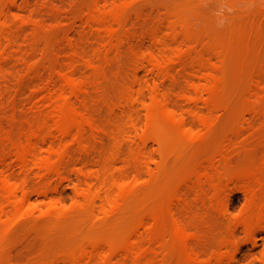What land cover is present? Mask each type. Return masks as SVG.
Instances as JSON below:
<instances>
[{
  "label": "rangeland",
  "instance_id": "1",
  "mask_svg": "<svg viewBox=\"0 0 264 264\" xmlns=\"http://www.w3.org/2000/svg\"><path fill=\"white\" fill-rule=\"evenodd\" d=\"M95 1L97 0H0V24L2 25L4 23H7L8 25L10 24L9 27L11 29V33L12 31L13 32L15 31L12 34V37L15 38V39H12L13 41L11 40L12 43H9V42L4 43L3 47L5 48L2 47V49H5V50L1 49L2 52L0 50V54H1L0 55L1 56L0 58L1 60L0 61V125L2 124L0 126V128H2V130L0 129V132H1L0 133V154L3 151L4 152L7 151L8 150L7 148L10 147L9 145L8 147L6 142L3 141L6 135H12L14 137H17L18 134L21 135L23 129L27 127L28 123L31 120H33L35 115L38 114L40 111L45 110V107L43 105H45L44 103L46 99L44 100V98H46L48 94L47 91H49L48 89L51 87V86L48 87L49 84L51 83L48 81H52L53 78L57 79L58 77L57 72L58 73L63 72L64 70L66 71V69L68 71L70 69L72 73L74 72L76 73L77 76H79L78 78L75 75L78 79L82 78L80 80L85 79L84 77L86 75H89V77L86 76L87 79L85 80L88 81V78H90L89 85L91 87L88 85L89 87L86 90L87 92L85 91L87 94L86 93L83 94L82 98L84 97L85 99L84 98L83 99L86 100L85 104L88 107V111H89V107L91 106L90 108H92L93 106V108L90 109V114H93L92 117L94 116V113L96 114L93 117V119L97 118V120H99V122L95 120L96 121L95 123H98V125H101L102 121H104V123L107 124L106 121L109 122V120L111 121L113 119H114L113 122L111 121L112 123H114L115 120L120 122L123 118H124L123 120L124 123L122 121L121 123L125 124L127 118L123 116L122 114H117L118 113L117 111L120 110V107L118 108L116 107L119 105L120 102H122V100H120L121 95H122L121 93L122 89H124L125 87L127 88L128 85L130 86L133 83L132 79H134L135 73L139 72L143 80L142 85H145L144 83L147 81L148 78H149L148 80L152 79L151 81H154L153 83H157L158 86L161 85L159 86V89H161L159 90V93L163 95L164 97L167 96L169 98L168 100L170 102L168 100L167 101L169 105L171 103L170 107L172 106L171 108H173L174 110L176 109L177 112L180 111L179 114H185L186 112H189V110L191 111L194 109V110L199 111L203 115L204 114L206 116L209 115L208 117L210 118V120H211V116H213L211 120L212 122L210 124L211 128H205L206 127L205 125H203L204 127H202L201 122L199 123V121L197 120L195 121V119H194L195 122H193L192 117L190 118L189 115L186 116L187 119L189 117V119L187 120V123L189 125L191 124L190 126L194 124L196 126V129L197 128L198 130L200 129L201 131L200 130L199 131L202 133L201 134L202 136L199 140H197L194 143L195 145L193 146L190 145V147L188 146L187 148L185 147L186 149L183 148L184 151L183 152L180 151V153L182 152L183 154L182 153L176 154L175 158H168L172 154L170 153L167 159L165 158V161H167L168 159L170 160L164 163H163L164 160H162L163 156L160 155L161 154L159 150L160 147L157 143L151 140L141 141V138H135V139L133 138L136 144L138 142L137 147L134 146L135 149H138V152L141 154V156H143L141 158H143L144 161H140L141 165H143L141 166V169L142 168L144 169L145 165H146V168L148 169L146 170L145 168L146 171L143 169L140 170V174L142 176L140 182L142 183L140 182L139 183L141 185H145V182L148 183V180H152L153 178L150 179L151 177L166 178L169 176L171 177V175L168 176V173L172 175H175L176 173L177 175V173L180 174L181 172L184 171L183 174H181V177H182L184 173L186 175L187 172H189L187 170H191V171L197 170L198 171L199 169H203V168H204L203 170L207 171V168L211 170V168L216 167V171L218 170L217 171L218 173L214 171L215 168H213L209 172H213V173L216 172V174H218V175L215 174L216 177L218 176L221 179L224 177L222 170H225L226 167L229 168V166L231 169L229 168L228 171L230 172L231 170L233 171V173L235 171L237 173L238 171H244V170L246 171V170H252V169L254 170L258 169L259 171L263 170L264 172V168H263L264 167V4L259 3V0H255V7L250 8L248 6L249 0H129V1L126 0L128 4L131 2L130 3L131 5H129L131 8H129L128 6V9H127V11H129L130 9L128 13L129 18L127 17L128 19H126L125 21L126 17L124 16L122 25L121 26L116 25V27L118 28L125 26V29L123 30L120 29V32H118L119 29L117 28L118 31H116V27H115V32H117L119 36H114L115 34H117L115 33L113 35L114 37H111L107 33L103 35L102 33L104 32L99 31L100 29L98 28L97 25H93L92 23L88 22L89 14L94 8ZM98 1L101 2V5L103 7L107 6V4L108 6L109 5L111 6V4H113V1L114 3L118 2V0L116 1L112 0V3H110L111 0L109 1L108 0L106 1L98 0ZM119 1H125V0H119ZM103 2L105 4H103ZM225 2L227 3L228 7L232 10L233 14L228 17L230 19L229 24L226 25L225 28L223 29H218L216 27V23L219 18L218 13L220 11V5ZM90 7H93V8H90ZM126 13L125 15L127 16ZM186 14L189 15V17L190 15L194 16L193 19H191L192 21H195L194 18H196L195 24L197 26L195 27H197L196 28L197 31H195V28L194 29L192 28L194 32L193 34L191 33V35L192 36L195 35V36L193 38L191 36V38L193 41L197 40L196 43L197 42L199 43L198 51L196 50L197 47L195 43L193 44V46L190 45L193 43V41L191 42V40L190 41L186 40L187 42L189 41L187 43L188 45L185 44L186 41H183L182 43V40H185L183 39L185 36L180 37V39L182 38L180 42L181 44L177 45L178 42L175 40H171V36H169L170 33L167 31L168 29L166 30L167 24L171 23V21H174L176 17L181 16V15L186 16ZM197 16L199 18L201 17V20ZM238 19H240V21ZM5 20L7 22H4ZM88 23L92 25L90 26ZM239 23L242 24L240 25L241 27L240 29L242 30L243 28L245 29V31H243L245 35L244 36L245 39L243 38V35L240 37L239 34H237L240 31V29L238 28ZM252 23L255 26H253ZM12 24H14L13 25L14 28L16 27L17 29L12 28L13 27ZM192 24L193 25L191 27L194 26V22ZM245 25L247 27L249 25L250 29L248 28L247 30V27H242ZM256 25L258 27H256ZM92 26H94V29L96 30L91 29L93 28ZM160 26L162 28L164 27V30H162ZM235 26H238L237 29L235 28ZM252 27L254 28L256 27L258 29V32L256 31L252 32L254 31L253 30L254 28ZM232 28L236 29V35L239 36L238 38L234 37L235 35L233 33H235V30H233ZM153 31L155 33H160L161 31H165L164 33L161 32L159 34L160 37L162 35V38H161L162 42L164 41L162 45L159 44L157 46L158 43L154 41V38L152 36L153 34L151 35V33H154ZM200 31L205 33V34H202L203 38L202 36H200L201 34ZM99 32L101 33V37L99 35ZM251 32H252V35H251ZM17 33L18 35H16ZM195 33H198V34L196 35ZM163 34L165 35L164 37H166L167 40L163 37ZM166 34L168 37L166 36ZM105 35L107 36V38H105L106 37ZM204 35L205 36L209 35V38L211 39L213 38L215 39L214 36H216V38L220 37L221 39H224V38L226 39L227 37L229 38L231 36V38L234 39V42H235L234 45L237 47V48L235 47V50L237 49L235 57H233L234 59L232 58L233 61L228 59V61L230 62L225 61L224 63L226 66L228 65L227 67L232 66L234 67V69L232 67H229L227 70V67L225 65L223 66V64L220 62V60L222 59L221 58L219 59L217 57L219 55H215L214 52L213 54L211 52L213 51V49L210 51L211 48H208V50L207 48H205V45L208 44L210 46L212 42L208 43L209 39L204 40L205 39ZM196 36L201 37L200 42L198 40L200 37L196 38ZM109 38L110 40H107ZM99 39L100 41H98ZM238 39L240 40L243 39V40H241V43H240V40L238 41ZM247 39H249V41ZM168 40H169V43L172 45H170L167 42ZM244 40H246L248 43H246V41ZM102 41L104 43L106 42L107 44L106 47H104L105 44L102 43ZM206 41H207V44H203L204 46L203 48V46L201 45L203 42L206 43ZM109 43L111 46L108 47ZM237 43L239 44V46ZM5 44L6 46L9 45L10 47L8 46L6 47ZM167 45H169L168 48H166ZM208 45L206 47H208ZM159 46L163 49L165 48L167 52L169 49H171L169 50L171 51L169 52L171 53L169 55H172L171 57L174 58L171 61L172 64L169 63L168 65V72H167L168 74L167 73L165 74V76L167 77H165L163 74H161L160 76V73L157 70H153L154 72L153 71L151 72V68L153 67H151V65L149 64H147L148 66L145 67L146 69L143 66L139 67L142 61L140 57L143 58L142 56L143 53H145L144 57H146V55L148 57L149 54H152L153 52L158 53L157 51L159 50L161 52L162 49L159 48L158 50ZM171 46L172 47L174 46L173 49L170 48ZM188 46L192 48L193 47L194 48L196 47V48L195 50L192 48L189 49ZM244 46L248 47V49ZM103 47L107 48L108 50L102 49ZM177 47L181 49L179 50V48ZM174 48L175 50L178 49V51L176 50V52H172ZM94 49L97 51L98 55L96 54V51L95 52L93 51ZM152 49H153V52H152ZM100 51L101 53L103 52L104 54L103 53L101 54ZM149 51H151V53ZM199 52L203 53V55L206 54L207 56L205 55L204 56L205 58L209 57L211 61L213 60L211 66L214 68V70L220 71L219 69L221 66L225 68L224 70L223 68H221L222 72H220V74L222 73V75H220L219 73L217 74L218 71L214 72V70L210 68L213 74L215 73V75L217 76L225 75V78L229 80L230 79L229 76H231L230 73L232 75L235 73L232 76V77L235 76L233 78V80L235 79V82L232 80L233 82L231 81V84H230L229 81L226 80L224 83L225 85L224 88L229 87L228 84L231 85L228 89L227 88L225 89V96L227 95L228 97L227 102H230L231 104L229 103L227 104L226 102V104L222 103V104L212 105L214 108H212V106L209 105V108L210 106L211 108L208 109V106H207L208 104L205 103L204 100H202V98H205V99L207 98L206 95L201 94V97L202 96L203 97L199 98V94H196L192 91L191 86H190L191 80L195 82L197 80V83H202V80H200L198 76L195 74L196 72L194 71L193 73L194 69H198L197 68L198 64L196 65L197 63L196 59L198 58L197 56L199 55ZM251 52H252V55H250ZM81 53L84 54L82 55L83 57L80 55ZM156 53H153V54H156ZM90 54H93L92 57L94 58H91ZM159 54L160 53H158L157 55ZM94 55L95 56L97 55L100 58H98L97 56L95 57ZM105 55L107 56L108 61L106 60V62L104 63L105 59L103 57ZM240 55L243 57H241ZM79 56L81 57L79 58ZM246 56H247V59H246ZM101 57L103 58V61ZM138 57L141 59L140 62L137 61L139 60ZM84 58H86L87 60L86 59L84 60ZM209 58H206V59H209ZM239 60L240 62L242 61L241 66H239V68L241 69H239L238 66H236V64H239ZM101 61L103 62V64H101L102 63ZM243 61H245L247 64L245 62L243 63ZM95 62L96 64L97 62H101V63H98L99 67L95 64ZM86 64H89V66H91L92 68L91 69L88 68V65L86 66ZM218 64L219 66L220 65L221 66L219 67ZM104 65H105V68H103ZM94 67H97V70ZM149 67H150V71H149ZM98 68L100 69L98 70ZM101 68H103V70ZM89 69L92 70L93 73H89L91 72L89 71ZM230 70L232 71L235 70V72H232V71L230 72ZM98 71H101V72L103 71L101 75L105 78H102V76L100 75V72L97 73ZM149 72L151 74L154 73L156 75L158 72L159 74L156 76L153 74L151 75ZM90 74L91 76H93V78L90 77ZM132 74H134L133 77H132ZM96 75H99L100 78ZM169 75L171 76L173 75L172 79ZM168 76L170 77V79L168 78ZM193 76H196L197 79L194 77L196 79L195 80ZM157 77L160 80L162 78V80L161 81L158 80ZM143 78H146V81ZM100 79L101 80L104 79L105 81L103 80L100 82L99 81ZM96 82H98L100 86ZM128 82H132V83H128ZM226 82L228 83L226 84ZM102 83H103V87H102ZM123 83H126V85L125 84L123 85ZM94 85H98L99 88L94 87ZM121 85H123L124 87L123 86H122L123 88L120 87ZM136 85H134L133 83L132 90L138 91L140 89L139 86H138L139 88L137 89ZM100 88H102V91H100L101 90ZM92 89L94 90L96 89V91L93 92ZM118 90H120L121 92ZM149 91L150 90L148 88L146 89L144 88L143 94L147 92V94L150 95ZM92 93L95 95L98 94L100 98L98 95L97 97H95V95H93ZM191 93H193V95ZM104 94L105 96L107 95L106 98ZM147 94H145V97H148L150 99V96ZM187 94L189 95V97ZM118 95L120 97H118ZM185 95H187L188 99ZM229 95L232 97H230ZM114 96L117 98H115ZM107 97L108 98L112 97L113 99L111 98L108 99ZM148 98H147V101L149 100ZM102 99H106V100H104V102H101ZM110 99L113 101H117L119 99L120 102L118 103L119 100L117 101L118 105L116 104V102L109 103L111 101ZM87 101L89 102L91 101L89 103L90 105H88ZM92 101H96V103H92ZM105 102H107V104ZM112 103H115V104L112 105ZM140 104L141 103H137V106H140ZM218 105H220V107ZM40 106L41 107L43 106L42 107L43 110H40L41 108ZM113 107L119 110L116 111ZM141 107L142 105L140 107H136V109H137V115H139L140 114L139 112L142 111L141 112L142 115L140 114L141 115L140 117L142 118H139V122H140V125L144 126L146 118H145V115L143 117V114H145V111ZM109 108H111V110ZM139 108L140 110L141 109L143 110L139 111ZM108 109L110 110V112ZM211 109L212 111H214V113L211 111ZM182 111H184V113ZM109 113H111V116ZM119 113H121V110L119 111ZM112 115L116 117H113ZM110 117L111 119H109ZM120 117H122V119ZM111 122L108 123L110 125V128L113 127V125L115 124V123L112 124ZM196 122L198 124H196ZM107 126L106 125L103 126L102 124V127L101 126L100 127L102 129L108 130L109 126L108 127ZM89 131L90 130H88V133H89V136L91 135V137L89 138L87 134V142L89 141L88 144H90V146L88 144L87 146L89 148H92V150H94L95 152L94 151L90 152V155L89 154L83 155L81 151L78 152V150L80 149L77 146L72 147L71 150L74 154L72 155L74 157L76 156L77 157L76 158L73 157L72 158L73 160L71 159L70 162L72 163L71 164L72 167L70 166V163H69L68 170L70 168V171L66 170L65 175H64L66 179L65 178L58 179V177L55 178V176H53V178L50 177L49 181L51 182V178L53 179V181L51 183L47 181V184L49 182L48 186L51 185L49 187L50 188L49 193L46 196L47 198L39 197L37 196V193L34 192L35 195L32 198L33 199L32 202L36 206H33V203L31 202L32 203V205H30L31 207L28 206V208L25 209L29 214H27L26 211L25 212L23 211L24 214L21 213L19 215L20 217L17 216L14 218V222H15L13 223L14 225L7 232L8 234L6 233V236L0 241V244H3L4 241L6 240L4 244L5 247H3V245H0L2 246V248L0 247V254L2 253L1 255L2 257L0 256V259H2L5 255V257L3 258L4 260L2 259L3 261L2 262L0 261V264H4L3 262H5V264H34V263L39 264L38 261L43 259V257L44 258H46V256L48 257L49 253L52 254V258H55V257L57 258L58 253L61 251L60 248L62 249L64 248L63 245H65L66 243L65 241L67 238H68L67 239L68 241L71 240L72 242L74 235L70 234V231H68L67 234H64L66 230L64 228L69 227L68 228L69 230L72 224L69 226L64 225L63 227H60L56 225L55 223V226H54L55 221L52 218H55V216H53V210L51 209L50 211V208H51L50 203H56L59 207L65 208L67 210H71L72 207H74V205L76 204L77 199H79L77 198L78 196L76 192L77 187H80V184H81V181L79 180V178L82 179V182H84L82 176L79 175V170L81 172H84L83 169H85V172L86 170L87 172L97 171L98 165L96 164L97 163L96 159H98V157L100 156L99 151L104 150L102 153H104L105 151L108 152L106 149H109L110 151L112 147L114 146L112 144V142H114L112 141L113 138H111V136L109 138L107 137L108 133L107 134L104 133V135L106 136L105 137L103 133H101L100 135L96 133L95 135L92 131L91 132ZM92 133H93V136H92ZM97 135L99 136L97 137ZM90 139L94 141L93 146L95 145L96 147L92 146L91 143H93V141L91 140L90 142ZM129 142L130 141H126V144H127V145L125 144V148L127 146V148L125 149L126 151L128 149V145L132 146V143L130 142L131 143L130 144ZM144 142L147 144L145 145ZM54 143H55L54 144L55 146H60L59 141L58 142L54 141ZM99 146L101 147L99 148ZM138 146L139 147L144 146V147L138 148ZM4 152L2 154L3 156L9 153V152L4 153ZM79 153L82 154V157ZM91 154L93 156L96 154L94 156L96 161H94V157ZM174 154L172 155V157L174 156ZM2 155L0 157H2ZM85 155H88V157H86ZM179 156H181L182 158H179ZM10 157L9 156L7 157L6 159L7 161H3L6 163L2 162V164H0L1 171L2 170L3 172L6 171L7 174L6 173L5 174L8 176H11V178L15 180L16 182L21 183L24 178H27L28 179L27 182L31 183V186H33V187L29 186L30 189L33 190L34 188L35 190H37L41 184V182H39L41 180H39V177H38L39 170L33 169L34 171L33 170L30 171L32 174L33 172L35 173L33 174L34 176L29 171H26L29 174H31L27 176L25 171H22L23 169L21 166H19L20 163L18 164V161H16V158H14L13 156H10ZM90 158L93 159V162H92V159ZM145 159H147V161H145ZM149 160H153V161H149ZM220 161H223V163L225 162V164L221 165L222 163ZM211 162H213L214 164L211 165L210 164ZM162 163L164 164L163 166H162ZM229 163L230 165H228ZM123 166H124L123 162L119 161L117 168L122 169L124 168ZM220 167L223 169L221 170ZM131 170L133 171V169ZM219 170L221 173H219ZM141 171L142 172L145 171V172L142 174ZM148 171H151L152 173ZM77 172H78V175H77ZM149 174L153 176H149ZM131 175L132 176L134 175V171L131 173ZM31 176L34 178V180L33 178L31 179ZM170 177H169V180H171V178H173L174 176L171 178ZM185 177H183L184 180H186ZM220 178H219V181L221 184L219 183L217 179L216 181H214V183L218 181L217 182L218 184L217 183L215 184H217V186L219 185L220 187L219 190H215L214 183L212 186V183H209V181H207L206 179H203L206 182L202 180V183L203 184L205 183V184L204 185L201 184L200 190L197 187L199 186L198 183L192 182L193 183L192 185L190 181L189 184H186L188 187L187 186L185 187V183H184L183 188H182L181 183H183V180L177 179V181L180 183H177L176 181L178 186L181 184L179 189L182 188L181 192L183 193L185 192V194L183 193L181 194V196H183V198L180 201L181 203L179 204L178 202L177 205L175 204L173 206V209L178 210L177 208H179V210H181V212L178 210V212L180 213L177 214V216L178 215L180 216L178 217L180 218L183 224H185L184 223L185 221L186 224L189 225L187 226L185 224L186 227H190L189 232L192 235H195L197 237V239L195 237V239L193 240L194 241L197 240V242L199 243L197 245V242H194V244L196 243L197 246L191 243V246L192 245L195 246V248L194 247L192 248L196 249L197 253L202 251L203 253L201 252L199 254L202 255V256L200 255L201 258L204 256L203 257L204 259H207L205 257L207 256L209 257L212 254L210 252H213L216 249H217L216 250L217 254L220 253L219 255L221 256L222 254L225 255V256L223 255L222 257H226L227 254H229L228 255L229 257L230 253H232L233 250L236 249L235 251L237 253L234 251V255L236 253L237 260L235 261L234 264H264V255H263L264 254V228L261 230L258 229V231L256 229L257 233L254 232V234H257L258 238H260L258 240L259 243H257V245L259 246H256L254 248L253 247L254 245L251 241V235L245 232L246 230L244 229L242 225H240L241 223L239 224L242 216L245 214L247 208L249 207L248 205H250V200L252 199V196H253V192L251 191L253 190V188L252 190L248 189L249 185L239 180L238 182L237 180L236 181L228 180L229 178L224 177L223 180L225 178L227 180H224L223 182V180H220ZM69 180L71 182H69ZM73 181H75L74 184H73ZM188 181L186 180V183H188ZM77 184L78 186L76 187ZM194 184L195 185L198 184V185H196L195 187ZM81 186L86 187L84 183H82ZM193 186L194 188H196V190L198 189L197 190L198 192L195 189H193L194 191L192 190ZM189 187H191V189H189ZM199 191L201 194L202 192L204 194L202 195L199 194ZM196 192H197V195H196ZM257 194H260V193H258L257 191ZM184 195L187 197H185ZM198 195H201L203 198L201 196L198 197ZM183 207L185 209L182 210ZM29 208L31 212H29L30 211ZM182 211H183V214H182ZM184 212H186V214ZM181 215H183L182 219H181ZM49 218L52 220H50ZM113 224L114 223L111 221L110 223H108V226L110 225L113 226ZM57 226L61 229L55 228L56 232L60 230L59 233H63L62 235H60L58 232L56 233L55 229H52L53 227H57ZM62 228L64 232H62ZM200 235H202V237ZM205 238H207V240ZM226 240L227 242H230V243L229 244L226 243L224 246V243L226 242ZM202 242H204V244H202ZM144 243L146 246L148 244L150 245L151 248L148 246L146 247V248H149L150 250L154 247L151 251L149 250L147 258H151V259L155 258L156 260L157 257H159L157 259V262L154 261L155 263H159L163 258L162 257L163 254L161 252L162 250H160L161 248L158 250L160 245L158 246V244L154 242L153 244H151V241H146V240ZM154 244L157 245V248H156V245L154 246ZM236 244L238 245L235 248ZM3 248H5L6 251L3 250ZM154 249H157L160 252L158 253V251L156 252V250ZM197 249H199V251H197ZM55 250L57 252V253L55 252L57 256L54 253ZM121 251L118 254L119 257L122 256L121 253H123V251L122 252ZM53 254L55 255V257H53L54 256ZM156 254H157V257L154 256ZM159 254H161V258ZM49 257L51 258V255H49ZM178 257L179 256L176 257L175 255L173 256V258H177V259L174 260L172 259V257H170L172 260L170 259V261L168 262L165 261V262L167 264L170 262L173 263L172 261L174 260L173 264H179Z\"/></svg>",
  "mask_w": 264,
  "mask_h": 264
},
{
  "label": "bare ground",
  "instance_id": "2",
  "mask_svg": "<svg viewBox=\"0 0 264 264\" xmlns=\"http://www.w3.org/2000/svg\"><path fill=\"white\" fill-rule=\"evenodd\" d=\"M97 1H95V3H94L95 4L94 8L90 7V8H93V10L92 11L90 10L91 12L89 11L90 14H89L88 22L92 23L93 25H97L98 28L100 29V30L99 29L98 30L104 32V33H102L103 35L105 33H107L111 37L119 36V34L117 32H115V27H116V25H120V26L122 25V23H123L122 21L124 20L123 19L124 16L126 17L125 21H126V19L129 18L128 13H129L130 9H129V11H127V9H128V6L131 5L130 4L131 2L128 4L126 0L125 1H119L118 0V2H116V3H114V1H113V4H111V6L110 5L108 6V4L106 3L107 6L103 7L101 5V2H99V1L97 2ZM104 2H103V4H105ZM110 3H112V0ZM129 8H131V7L129 6ZM126 11H127V13H126ZM125 13L127 14V16L125 15ZM193 17H194L193 15H190V17L187 14H186V16L181 15V16L176 17V19H174V21H171V23H169V22H168L169 24L166 23L167 24L166 30L168 29L167 31L170 33L169 36H171V40H175L178 42L177 45L181 44L180 43L181 39H182V38L180 39L181 36H185L183 38L185 40H182V43H183V41H186V40H189V41L191 40V42L193 41L192 38L195 35L192 36L191 33L193 34L194 28H195V31H197L196 30L197 27H195V26H197L195 24L196 18H194L195 21L191 20V19H193ZM199 19L201 20V17ZM199 19H198V21H199ZM85 20H87V19H85ZM238 20L240 21V19H238ZM1 22H3V21H1ZM4 22H7V21L5 20ZM190 22H192V23L194 22L193 27H191L193 24ZM13 25L14 24H12V26ZM240 25H242V24L239 23V27L235 26V28L237 29V27H238L240 29L241 28ZM252 25H253V23H252ZM9 26H10V24L8 25L7 23H4L3 25L0 24V50L4 46V43H8V42L12 43V41H13L12 39H15L12 37V34L15 31L14 32L12 31V33H11V29ZM253 26H255V25H253ZM92 27L93 28H91V29H94V26H92ZM123 27H119V28L116 27V31H118L117 30V28H118L119 29L118 32H120V29H122V30L125 29V26H123ZM242 27H247V26L245 25ZM256 27H258V26L256 25ZM12 28H14V26ZM235 28H232L233 30H235V33H233V31H232V33L235 35V36L234 35L233 36L238 38L239 36L241 37L243 35V38L245 39V37H244L245 35L243 33V31H245V29L244 28H243V30L240 29V31L237 33V34H239V36H237ZM248 28H249V25L247 27V30H248ZM252 28H254V27H252ZM252 28H251V30H252ZM255 28L253 29L254 31H252V32H255V31L258 32V29L256 28V30H255ZM94 30H96V29H94ZM162 30H164V27L162 28ZM16 31H18V30H16ZM165 31H161V32L164 33ZM252 32H251V35H252ZM115 33H117L118 35ZM160 33H155V32L151 33V35L153 34L152 36L154 38V41H156V43H158L157 46L159 44L162 45L164 42V41L162 42V39H161L162 35H161V37L159 36ZM198 33H195V34L197 35ZM200 33H201L200 36H202V34H205L201 31H200ZM167 34H166V36H167ZM16 35H18V33ZM99 35L101 37L100 32H99ZM164 36L165 35L163 34V37ZM191 36H192V38H191ZM207 36L204 35V37H205L204 40H206V39L210 40L211 39V38H209V35H207ZM189 37H190V39H189ZM197 37L198 36H196V38ZM214 37H215V39L212 36V38H213V39H211L212 41L208 40V43L212 42L210 45L211 47L207 44V41H206V43L203 42L201 46H203V44H207L208 47H206L207 45H205V48H207V50H208V48H211L210 51L213 49V51H211V52L212 53L214 52L215 55H219L217 57L219 59L220 58L222 59V60H220V62L224 66L225 61H228V59L232 60V58L235 57V54L237 52L236 51L237 49L235 50L236 46L234 45L235 44L234 39L231 38V36L229 38L227 37L228 39L227 38L221 39L220 37H217L218 38L217 39L216 36H214ZM105 38H107V36ZM164 38L166 39V37H164ZM202 38H203V36H202ZM16 39H17V37H16ZM165 39H163V40H165ZM200 39H201V37L198 39L199 42H200ZM107 40H110V38ZM239 40L240 39H238V41ZM241 40H243V39H241ZM241 40H240V43H241ZM247 40L249 41V39H247ZM98 41H100V39ZM196 41H193V43L190 45L193 46V44L195 43L196 47H197L196 50L198 51L199 43L198 42L196 43ZM244 41H246V40H244ZM14 42H16V41H14ZM167 42L169 43V40ZM167 42H166V44H167ZM188 42L186 41L185 44H187ZM102 43H104V42L102 41ZM246 43H248V42L246 41ZM98 44H99V42H98ZM104 44H105L104 47H106L107 46L106 42ZM170 45H172V44H170ZM5 46H6V44H5ZM7 46L10 47L9 45H7ZM109 46H111L110 43H109L108 47ZM238 46H239V44H238ZM101 47H102V45H101ZM104 47L102 49H107ZM168 47H169V45H167L166 48H168ZM173 47L171 46L170 48L173 49ZM179 47H177V48H179ZM244 47H246V46H244ZM3 48H5V47H3ZM159 48L162 49L161 52H160ZM190 48H192V47H189V49ZM195 48L193 47L192 49L195 50ZM203 48H204V46H203ZM246 48L248 49V47H246ZM180 49L181 48H179V50ZM2 50H5V49H2ZM2 50H1V52H2ZM158 50L159 51H157V52L160 53L159 55H157L158 53L153 52V49H152V52L156 53V54L152 53V54H149L148 57H147V55H146V57H144L145 53H143V55H142L143 58L139 56L142 59V61L138 57L139 60H137V61H139V62L141 61V63H140L141 65L140 66L138 65V66L139 67L143 66L145 68L148 66L147 64H149V65H151V67H153V68H151V72L153 70H157L160 73V76H161V74H163L165 76V74L168 72V65H169V63L172 64L171 61L174 58L171 57L172 55H169V54H171V53H169V52H171V51H169L171 49H169L167 52V50L165 48L163 49L159 46ZM174 50H175V48H174ZM174 50H172V52H176V50L178 51V49H176L175 51ZM93 51L95 52L96 50L94 49ZM101 51H100V53H101ZM149 52L151 53V51H149ZM79 53H80V51H79ZM96 54H97V51H96ZM80 55L82 56L84 54L81 53ZM92 55L93 54H90V57L94 58V57H92ZM205 55L206 54L203 55V53L199 52V55L197 56L199 59L198 58L196 59L197 63L195 62L196 60L194 61L196 63V65L198 64V67H197L198 69L193 70V73H194V71L196 72L195 74L198 76V78L200 80H202V83H197L196 76H193V78L194 77L196 78V79L194 78L196 80V82L191 80L190 86H191V89L194 93L199 94V98L201 97V94L206 95V97H207L206 99L202 98L203 96L201 98H202V100L205 101V103L208 104L207 105L208 109H210L212 105H217V104H222V103L226 104L228 97H227V95L225 96V89L226 88L228 89L231 86L230 85L231 81L235 77V76L234 77H232V76L235 73L233 75L230 73L234 69V67L229 66V67L233 68L229 72L231 75V76H229L231 80L226 79L225 75L220 76V75H222V73L220 74V72H222L221 68H223V67L221 65H220L221 66L220 67L218 64V66L220 67V69H219L220 71L217 70L218 71L217 72L216 70H214V68L211 66L213 60L211 61L209 57H206V58H209V59H206L204 57ZM248 55H249V53H248ZM250 55H252V52ZM81 56H79V58ZM101 56H103V55H101ZM241 57H243V56H241ZM0 58H1V56H0ZM98 58H100V57H98ZM103 58L105 59V61H104V63H105L108 58L106 55ZM103 58H102V61H103ZM85 59L86 58H84V60ZM194 59H195V57H194ZM246 59H247V56H246ZM235 60H237V59H235ZM244 60H245V58H244ZM83 62H85V61H83ZM101 62H97V64L95 62V64L99 67L98 63H101ZM228 62H230V61H228ZM241 62H240V60H239V64H236V62H235L236 66H238V68H239V66H241ZM244 62L245 61H243V63ZM87 63H88V61H87ZM195 63H194V65H195ZM237 63H238V61H237ZM101 64H103V62ZM235 64H234V66H235ZM87 65H88V68H90V69L92 68L91 66H89V64H86V66ZM92 65H93V63H92ZM243 65H245V64H243ZM73 66H74V64H73ZM229 67H227V70ZM94 68H96V70H97V67H94ZM103 68H105V65ZM103 68H101V69L103 70ZM210 68H212L214 70V72L216 71L217 74L219 73L220 75L217 76V75H215V73L213 74V72ZM90 69H89V71H91V72H89V73H93L92 70H90ZM99 69L100 68H98V70ZM169 69H171V68H169ZM224 69L225 68H223V70ZM239 69H241V68H239ZM149 71H150V67H149ZM99 72L101 75V73L103 71L102 72L98 71L97 73H99ZM104 72H106V71H104ZM158 72H157V75L159 74ZM232 72H235V70ZM73 73L70 71V69L68 71L66 69V71L64 70L63 72H59V73L57 72V75H58L57 79L51 78L52 81H48V82H51L48 86V87H50V86L51 87L49 89L47 88L49 90V91H47L48 94L43 92V93L47 94L46 98H44V100L46 99V101L44 103L45 105H43L45 107V110L42 109L43 106L42 107L40 106L41 108L39 107L40 110H43V111H40V112L38 111L39 113L37 112L38 114H36L35 117L33 118V120H31L28 123L27 127L24 126L25 128L24 129L22 128L23 131L21 130L22 131L21 135L18 134L19 136L17 135V137H14L12 135H6L5 139L3 140L4 142H6L7 146L8 145L10 146V147L8 146L10 148V150H9V148H7L9 151L8 150L5 152L3 151L4 153L9 152L8 154H6L4 156L2 155L3 152L0 154V156L2 155V157H0V164H2L3 161H7L6 159L8 156L9 157L13 156L14 158H16V161H18V164L20 163L19 166L22 167V169H23L22 171H25L27 176L32 174L30 172L31 170H33V169L39 170V176L38 177H39V180H41V181H39V182H41V184H40V187L38 185L39 188L37 190H35L33 188V190H35V191H33L29 187V186H31V183L27 182V180H28L27 178H24L21 183L16 182L15 180H13L11 178V176L6 175L7 174L6 171L3 172V170L1 171V169H0V241L6 236V233L14 225L13 224V223H15L14 218L19 216L21 213H23V211L25 212L26 211L25 209L28 208V206L32 205V203H33L32 198L35 195V193H37V196H39V197L47 198L46 196L48 195L49 190H50L49 187L51 186V185L48 186L49 182H50L49 181L50 177L53 178V176H55V178L58 177V179L59 178H62V179L65 178L64 177L65 171L66 170L70 171V168L68 170V165L70 163V166H71L72 163L70 161L74 157L73 156L74 154L71 150L72 147L77 146L80 149V150H78V152L81 151L83 153V155L84 154L90 155V152L94 151V150H92V148H89L87 146V144L89 142V141L87 142V134H88L89 138L91 137V135L89 136V133H88V130H90L89 132L92 131L95 135H96V133L99 135L101 133H103V135H104V133L105 134L108 133L107 137L109 138L111 136V138H113V140L112 139L111 140L114 141V142H112V144L114 146L111 144L113 147L110 151H109V149L105 148L108 152L105 151L104 153H102L104 150L103 151L100 150L101 151V153H100V151H99L100 156L98 155L99 157H98V159H96L97 163L95 162L98 165V166L96 165L98 167V170L96 169L97 171L87 172V170H86V172H87L86 173L85 169H83L84 172H81L79 170V175L82 176L84 182H82V179L79 178V180L81 181V184L79 183L80 187H77L78 184L76 185V187H77L76 192H77V196H78L77 198H79V199H77L76 204L74 205V207H72L71 210H67L65 208L59 207L56 203H50L51 204V206L49 205L51 207L50 211L52 209L53 210V216H55V218H52L55 221L54 226H55V223H56V225H58L60 227H63L64 225L69 226L72 224L73 226L71 225L72 228L70 227L69 230H68L69 227L64 228V229H66L64 234H67V232L70 231V234L74 235L75 239L72 237L74 242H73V240L71 242V240L68 241L67 240L68 238H67L65 241L66 242L65 245H63L64 248L63 249L60 248L61 251L60 252L58 251L59 252L58 256L56 255V253H57L56 250L54 251V253L56 252L55 255L57 256V258L55 257L54 254H53L54 255L53 257H55V258H52V254L49 253V255H51V258L49 257V255H48L49 258L47 256H46V258L43 257V259L38 261L39 264H167L166 262L170 261V259H171L170 257H172V259H174V260L177 259V258H173V256H175V255H176V257L179 256L178 257L179 258V260H178L179 264H234L235 261L237 260V256H236L237 252L235 251L236 250L235 248L237 247L238 244L235 245V248L233 247L235 250H233V252L230 253L229 257H228L229 254H227L226 257H228V258L222 257L224 254H222V256H221V255H219L220 254L219 252H218L219 254H217V252H216L217 249H216L213 252L209 251L210 253H212L209 257L207 256L208 253L206 254L207 257H205V258H207V259H204L203 258L204 256L202 257L203 258L202 259L200 257L201 254H199L202 251L197 253L196 249H194L195 246H193V245H196V243L194 244V242H197V240L196 241L193 240V239H195L196 236L192 235L189 232L190 227H186V225H187L186 222L184 221V223L186 225L183 224L179 218L180 216L179 215H178L179 217L177 216V214H179L181 212V210H179V208H177L180 211V212H178V210L173 209V206L175 204L177 205L178 202H179V204L181 203L180 201L183 198V196H181V194L183 193V192H181V189L183 188L184 183H185V187L187 186L186 184H189L190 181H191V183L192 182L198 183L199 186H197V187L200 190V186H201V184H203L202 180L206 179L207 181H209V183H212V186H213L214 181H216V179L218 177V176L216 177V175H218V174H216V172L218 171V170L216 171V167H213V168H215L214 169V171H216L215 173L209 172L213 168H211V170H209L207 168V171L203 170L204 168L199 169L198 171L197 170L196 171L187 170V171H189L186 174L187 176L184 173V175L186 177L184 175L181 177V174H183L184 171L181 172L180 174L177 173V175H176V173H175V175L168 173V176L169 175H171V177L174 176L173 178H171L169 176L171 178V180H169V177H166V178L162 177L163 179L161 177L160 178L151 177L150 179L153 178L152 180H148V183L145 182V185H141L140 183H142V182H140V180H141L142 176L140 174V170L143 169V168L141 169V166H143V165H141L140 161H144V160H143V158H141L143 156H141V154L138 152V149H135V147H137V145H138V142L136 144V142L134 140L135 138H141V141L142 140L154 141L160 147L159 150L161 152L160 155L163 156V159H162V160H164L163 163L167 162L170 159L165 161V158L167 159V157L170 155V153H172V154L168 158H175L176 154H181L184 151L183 148H185V147L187 148L188 146L190 147V145L191 146L195 145L194 143L197 140H199L202 136L200 129H199L200 130L199 131L198 128L196 129V126L194 124L192 126H190L191 124L189 125L187 123V120L189 119V117L193 118V120H192L193 122H195L196 120L199 121V123L201 122L202 127H204L203 125H205L206 126L205 128H211L210 124L212 122L211 120H212L213 116H211V120H210V118L208 117L209 115L208 116H206L205 114L203 115L199 111L194 110V109H193L194 111L189 110V112H186L185 114H187V115L179 114L180 111L177 112L176 109L174 110L173 108H171L172 106L170 107L171 103H170V105L168 103L169 98L166 96L167 97V99H166V97H164L163 95H161L159 93V90H161V89H159V86H161V85L158 86L157 83H153L154 81H151L152 79L148 80L149 78L147 79V81H146V78H143V79H145L146 82L144 83L145 85H142L143 84L142 77L139 74V72H136L135 75L132 74V77L134 75V79H132L133 80L132 82L134 83V85L137 84L136 85L137 89L140 87V89L138 91L132 90L133 83L128 82V83H132L130 85L131 87L127 84L128 87L127 88L125 87L124 89H122V92L120 90H118L122 93L121 99L119 98L120 100H122V102H120L119 99H118L119 101L117 100L118 103L120 102L119 105L117 104V101H113V100H111L113 98L109 97V98H111L110 99L111 101L109 103L116 102V104L118 105L116 108L120 107L121 113H119V111H120L119 109H115L114 107L113 108L116 111L117 110H119V111H117L118 112L117 113L114 109L113 110L117 114H122L123 116H125L127 118L125 124H123L124 118L122 119V117H123L122 116L120 118L122 119L121 121L123 123H121V121L119 122V121L115 120L114 121L115 124H114V123H112L114 119L111 120L112 122L109 120V122L114 124L113 127H111V128H110V125L108 124L109 122H107V121H106L107 124H105L104 121H102L103 123L101 122V125H98V123H95L96 122L95 120H97V118L95 117L96 119H93V117L96 114L94 113L93 117H92L93 114H90V109H92L93 106H92V108H90L91 107L90 106L89 111H88V107L85 104L86 100H84L85 99L84 97H83L84 99L82 98V95L87 92L86 90L90 86L89 85L90 78H88V81L85 80V79H87L86 76L89 77V75H86L84 77L85 79L80 80L82 78L78 79L79 76H77L76 73H74V74ZM223 73H225V72H223ZM152 74L156 75L154 73H152ZM226 74H227V72H226ZM96 76H98L100 78L99 75H96ZM169 76L172 79L173 75L172 76L169 75ZM169 76H168V78L170 79ZM90 77L93 78V76H91V74H90ZM165 77H167V76H165ZM96 78H94V79H96ZM102 78H105V77L102 76ZM103 80L104 79H102V80L100 79L99 81L101 82ZM158 80H160V79L158 78ZM161 80H162V78H161ZM226 80H228L230 84H228L229 87L224 88V86H225L224 83ZM233 81L235 82V79ZM163 82H162V84H163ZM96 83L98 84V82H96ZM227 83L228 82H226V84ZM124 84L126 85V83H123V85ZM98 85H94V87H98ZM123 85H121L120 87H122ZM45 87H44V89H45ZM102 87H103V83H102ZM144 88L145 89L148 88L150 90L149 91L150 95L147 94V92L143 94ZM100 89H101L100 91H102V88H100ZM135 89H136V87H135ZM92 90H93V92L96 91V89L95 90L92 89ZM92 90H91V92H92ZM45 91H46V89H45ZM227 92H228V90H227ZM227 92H226V94H227ZM145 94L149 95L150 99L148 97H145ZM191 94L193 95V93H191ZM93 95H95V94H93ZM97 95H95V97H97ZM119 95H118V97H120ZM187 95H185V96L187 97ZM104 96H105V94H104ZM106 96H105V98H106ZM188 97H189V95H188ZM188 97H187V99H188ZM194 97H196V96H194ZM230 97H232V96H230ZM99 98H100V96H99ZM102 98H103V96H102ZM115 98H117V97H115ZM147 98L150 101L149 100L147 101ZM197 99H198V97H197ZM229 99H231V98H229ZM229 99H228V101H229ZM102 100H101V102H104V100H106V99H102ZM189 100H191V99H189ZM96 101H98V100H96ZM96 101H92V103H96ZM90 102L87 101L88 105H90L89 104ZM105 103L107 104V102H105ZM137 103H141L140 106L142 105L141 108H143L145 111V114H143V117L145 115V118H146L145 123L143 122L145 124L144 126L140 125V122H139V118H142L140 116L142 115L141 110H143V109L140 110V108H139V111H141L139 113L141 115L140 114L137 115L136 107H140V106H137ZM228 103L231 104L230 102H227V104ZM113 104H115V103H112V105ZM209 105H211L210 108H209ZM104 106H105V104H104ZM218 106L220 107V105H218ZM229 106H227V107H229ZM212 108H214V107L212 106ZM109 109L111 110V108H109ZM110 110H109V112H110ZM35 111H36V109H35ZM211 111H212V109H211ZM182 112L184 113V111H182ZM212 112L214 113V111H212ZM109 114L111 116V113H109ZM188 115H189V117L187 119L186 116H188ZM116 116H113V117H116ZM109 119H111V117ZM194 119H195V121H194ZM140 120H142V119H140ZM97 121L99 122V120H97ZM143 121H144V119H143ZM102 124H103V126L108 125L109 129L108 130L102 129L101 128ZM196 124H198V123L196 122ZM200 126H201V124H200ZM107 127H105V128H107ZM0 129L2 130V128H0ZM4 132H3V134H4ZM93 133H92V136H93ZM99 135H97V137ZM93 139H94V137H93ZM91 140L92 139H90V142H91ZM99 140H100V138H99ZM54 141H57V142L59 141L60 146H55ZM126 141H130L132 143V146L130 145L131 147L128 145L129 150L127 149V151L125 150L127 148V146L125 148ZM91 144L93 146L94 141ZM127 144H128V142H127ZM146 144L147 143H145V145ZM88 145L90 146V144H88ZM97 145H98V143H97ZM100 147L101 146H99V148ZM140 147L138 146V148H140ZM142 147H144V146H142ZM180 151H182V152L180 153ZM79 154L82 157V154L81 153H79ZM173 154H174V156L172 157ZM85 156L88 157V155H85ZM184 156H185V154H184ZM76 157H74V158H76ZM10 158H12V157H10ZM179 158H182V157L179 156ZM90 159H92V158H90ZM147 159H145V161H147ZM96 160L94 157V161H96ZM153 160H149V161H153ZM76 161H77V159H76ZM119 161L123 162L124 168H122V169L117 168ZM92 162H93V159H92ZM213 162H211L210 164L211 165L214 164ZM220 162L222 163L221 165L225 164V162L223 163V161H220ZM3 163H6V162H3ZM144 163H146V162H144ZM163 163H162V166L164 165ZM228 165H230V163ZM217 167H219V166H217ZM145 168H146V165H145ZM145 168L143 170H145ZM229 168H230V166H229ZM229 168L226 167L225 170H222L223 168L220 167V169L223 172L224 177L229 178L228 180H233V181L239 180V181L245 182L247 185H249L248 189H250V190H252V188H253V190L251 191V192H253V196H252V199L250 200V205H248L249 207L247 208L245 214L242 216L239 224L241 223L240 225H242L244 227V229L246 230L245 232H247L251 235V241L254 245L253 247L255 248L256 246H259V245H257V243H259L258 240L260 238H258L257 234H254V232L257 233L256 229L258 231V229L261 230L264 228V172H263V170L259 171L258 169L257 170L252 169V170H246V171L245 170L244 171H238L237 173L235 171L233 173V171H231V170H230V172L228 171ZM131 169H133V171H134L133 176L131 175V173L133 172ZM146 170H148V169L146 168ZM26 171H29L31 174H29ZM130 171H132V172H130ZM36 172H38V171H36ZM144 172H142V174ZM148 172H151V171H148ZM219 173H221L220 170H219ZM33 174H35V173L33 172ZM178 174H179V176H178ZM77 175H78V172H77ZM149 176H153V175L149 174ZM179 177H181V178H179ZM183 177H185L187 181L189 180L188 183H186V180H184ZM32 178L33 177L31 176V179ZM52 178H51V182L53 181ZM176 178L183 180V183H181L182 188H180V189H179V187L181 186V184L179 186L177 185V183H180V182H178ZM219 178L220 177H218V179H217L218 181H219ZM223 178L222 179L220 178V180H223ZM226 178L224 180H227ZM33 180H34V178H33ZM224 180H223V182H224ZM47 181H49L48 184H47ZM149 181H151V182H149ZM176 181H177V183H176ZM69 182H71V181L69 180ZM204 182H206V181H204ZM217 182H215V183H217ZM227 182H229V181H227ZM74 183H75V181H73V184ZM82 183H84L86 185V187H82L81 186ZM174 183H176V184H174ZM215 183H214V186H215L214 189L219 190L220 187H219V185L217 186L218 183L217 184H215ZM219 183H220V181H219ZM198 184H196V185H198ZM192 185H193V183H192ZM196 185H195V187H196ZM31 187H33V186H31ZM189 189H191V187H189ZM193 189L196 190V188H194V186H193L192 190ZM202 191H204V190H202ZM257 191L260 194H257ZM197 192H196V195H197ZM183 194H185V192ZM186 194H187V192H186ZM199 194H201L200 191H199ZM202 194H204V193L202 192ZM201 195H198V197ZM251 195H252V193H251ZM185 197H187V196H185ZM183 200H185V199H183ZM185 203H186V201H185ZM33 206H36V205L33 203ZM184 206H186V205H184ZM174 208H176V207H174ZM183 209H185V208L183 207L182 210ZM29 210H30V208H29ZM29 212H31V210ZM175 212H177V213H175ZM184 213L186 214V212H184ZM27 214H29V213L27 212ZM182 214H183V211H182ZM30 215H28V216H30ZM21 217H22V215H21ZM182 218H183V215H181V219ZM52 219H50V220H52ZM111 221L114 223L113 226L112 225L108 226V223H110ZM187 223H189V222H187ZM58 226L53 227L52 229L59 228ZM187 226H189V225H187ZM59 229H61V228H59ZM59 229H57V230H59ZM59 231H57V232L59 233ZM55 232H56V229H55ZM62 232H64L63 228H62ZM59 234L62 235L63 233H59ZM200 236L202 237V235H200ZM196 239H197V237H196ZM205 239L207 240V238H205ZM248 239H250V238H248ZM145 240L151 241V244H153V242H154V243L158 244V246L160 245L158 250L161 248L160 250H162L161 252L163 254V256H162L163 258L160 262H159L160 259L158 260L159 263L154 262V261L157 262V259L159 258V257H157V254L154 255L155 257H157L156 260H155V258L154 259L152 258L153 260L151 258H147L148 257L147 255H148L150 249L146 248V247L147 246L150 247V245L148 244L149 243L148 242L147 243L148 245L146 246L144 243ZM192 240H193V242H192ZM67 241H68V243H67ZM5 242H6V240L4 241L3 244H0V245H3V247H5V245H4ZM247 242H249V241H247ZM191 243L193 244L192 246H191ZM198 243L199 242H197V245H198ZM226 243L229 244L230 242H227V240H226V242L224 243V246ZM156 244H154V246ZM202 244H204V242H202ZM0 247L2 248V246H0ZM192 247H194V248H192ZM156 248H157V245H156ZM240 248H239V250H240ZM199 249H197V251H199ZM3 250H5V248H3ZM121 250L123 251V253H121L122 256H120L122 258H120L118 255ZM154 250H156V252L158 251L157 249H154ZM234 251L236 252L235 255H234ZM159 252L160 251H158V253ZM150 253H152V252H150ZM1 255H2V253L0 254V256ZM159 256L161 258V254H159ZM4 257H5V255H4ZM152 257H153V255H152ZM2 259H0L1 262L4 260V259L3 260ZM174 260L172 261L173 263H174ZM3 263L5 264V262H3ZM170 263H168V264H170ZM173 263H171V264H173ZM175 263H176V261H175Z\"/></svg>",
  "mask_w": 264,
  "mask_h": 264
},
{
  "label": "clouds",
  "instance_id": "3",
  "mask_svg": "<svg viewBox=\"0 0 264 264\" xmlns=\"http://www.w3.org/2000/svg\"><path fill=\"white\" fill-rule=\"evenodd\" d=\"M259 3L261 4H264V0H259ZM250 8L251 7H255V0H249V5H248ZM233 13H232V10L228 7L227 3H222L220 5V11L218 13V20H217V23H216V27L218 29H223L225 28L226 25L229 24V16H231Z\"/></svg>",
  "mask_w": 264,
  "mask_h": 264
}]
</instances>
